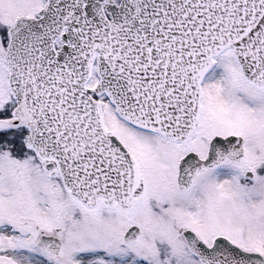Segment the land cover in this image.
<instances>
[{"label":"snow or ice","instance_id":"1","mask_svg":"<svg viewBox=\"0 0 264 264\" xmlns=\"http://www.w3.org/2000/svg\"><path fill=\"white\" fill-rule=\"evenodd\" d=\"M0 264H264V0H0Z\"/></svg>","mask_w":264,"mask_h":264}]
</instances>
